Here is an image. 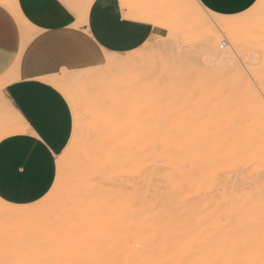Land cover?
Segmentation results:
<instances>
[{
  "label": "bare ground",
  "instance_id": "obj_1",
  "mask_svg": "<svg viewBox=\"0 0 264 264\" xmlns=\"http://www.w3.org/2000/svg\"><path fill=\"white\" fill-rule=\"evenodd\" d=\"M195 7L197 16L190 15L188 26L182 25L185 29L179 26L178 32L173 33L178 34L176 38L181 46L188 42L187 36L197 26L207 29L204 45L214 50L215 57L210 58L211 53L205 51L197 55L203 56V65L210 69L208 72H213L214 81L218 83L210 78L216 83L214 86L208 83V78V89L204 84L207 90L206 93L203 90V94L222 96L223 90L217 88L226 82L229 73L225 64H233L230 60L234 54L244 51L242 63L251 74L254 66L257 67L255 62H250V54L239 47L246 43H264V8L256 11L254 5L240 17L229 19L205 11L196 0ZM222 36L227 37L229 46L219 50L216 42ZM262 45L260 49H264ZM114 54L106 56V64L118 67L119 72L108 77L109 84L125 78L120 71L130 60ZM260 60L263 61L261 58L256 64ZM202 75L207 78L211 74ZM102 80L107 87V80ZM255 102L254 94L249 92L238 102L197 100L191 103L192 109L186 102L190 112L207 113L201 120L208 122L164 126L159 132L163 137L158 139L136 137V124L126 111L116 117L104 139H97L95 145L90 140L101 127L81 130L78 136L84 138L74 146L78 151L83 145V155L77 160L79 171L63 181L65 187L59 193L34 206L10 205L0 200V264H219L223 261H227L226 264H264V165L243 167L236 160L244 150L264 153V125L228 121ZM178 104L177 101L175 105ZM178 108L172 110L177 113ZM186 110L183 111L188 113ZM194 111L189 115L195 114ZM71 167L69 165L68 170ZM244 172L250 174L249 179L242 176ZM228 184L233 191H241L244 184L249 188L248 199L244 200L249 209L246 214L239 213V208L233 210V204L227 202L223 190ZM231 193L236 196L235 191ZM211 197L219 205L229 204L228 208L233 211L226 214L232 213L230 219L224 209L222 213L219 210L212 224ZM236 197L229 198V202L239 201L240 197ZM34 214L41 218L28 225L25 218ZM202 242L212 250L206 249ZM208 249L214 250L212 261L213 255Z\"/></svg>",
  "mask_w": 264,
  "mask_h": 264
},
{
  "label": "crops",
  "instance_id": "obj_2",
  "mask_svg": "<svg viewBox=\"0 0 264 264\" xmlns=\"http://www.w3.org/2000/svg\"><path fill=\"white\" fill-rule=\"evenodd\" d=\"M162 0H0L22 26L0 8V96L11 111L0 119L8 132L0 136V200L27 205L44 197L57 175V158L37 134L43 132L65 149L73 129L70 104L52 82L63 72L101 65L109 53H125L160 36ZM257 0H198L208 11L234 16ZM102 41V43H101ZM59 116L58 131L49 120Z\"/></svg>",
  "mask_w": 264,
  "mask_h": 264
},
{
  "label": "rangeland",
  "instance_id": "obj_3",
  "mask_svg": "<svg viewBox=\"0 0 264 264\" xmlns=\"http://www.w3.org/2000/svg\"><path fill=\"white\" fill-rule=\"evenodd\" d=\"M125 1L126 0H122L123 3H125ZM142 1L144 2L149 1L150 5H152L151 1L153 0H142ZM196 1L198 2V0ZM254 5H256L255 8L256 11L262 10L264 8V0L261 1L257 0L254 3ZM0 8L4 10L5 13L14 20V22L17 23L20 30H22L23 37L27 38V36L23 34V31L27 29L28 32H30L28 27L26 25L25 26L21 25L19 19H17L15 14L11 12L10 10L11 7L6 8L4 6H0ZM158 11L160 13L158 16L159 17L158 25L165 29L160 36L150 37L140 47H138L133 51L114 54V56L117 57L130 58L127 65L124 68H122V71H120V75L124 76L125 78L123 79L120 76L121 79L119 81H116L118 82L117 83L118 85L116 84L115 81L109 84L108 77L109 78L112 77V74L115 71L116 73H118L119 68L118 67L115 68V66L113 65L112 66L107 65L106 60L101 65L93 68L82 69L73 72H63L59 76H57L59 79H55L56 82H53L52 80V82L56 85L61 83L57 87L65 95L72 109V114H73L72 134L65 149L62 151V153L59 155L57 159V175L51 189L40 200L24 206L37 205L45 198L51 199L52 197H54L55 193L56 194L59 193V191H61L65 187L63 181L66 180L68 176H70L72 173L76 174L79 171L80 165H77L78 163L77 160H79L83 155L81 153L82 152L81 148L83 147V145H80L78 151L76 150V147L74 148V146L77 145L79 139L84 138L83 136H81V138L78 136V134H80V131L81 130L84 131L85 129H90L92 127L95 128L96 126L97 127L99 126L101 128H99L97 136L95 135V137L97 139H104V135L105 132L107 131V128L111 126V123L115 121L116 117L119 116L122 111H126L129 117L131 118V121L136 124V131H135L137 133V134L135 133L136 137L140 139L141 138L158 139L163 137V135H161L159 132L160 129L164 126L174 125V124L198 125L208 122L206 120H201V119H205L204 117L207 114L205 112L204 114L203 112H199V111L195 112L194 110H191V112L194 111L195 114L189 115L192 114L189 110L193 108L192 106H191L192 108L190 107L191 103L193 105L197 100L208 102L209 100H220V99H223L228 102H238L241 101L242 95L249 92L254 94L256 102L250 107L242 108L246 111L241 112L238 116H232L233 118H231L228 121L231 123L257 124L261 126L264 125V74H263L264 68L260 70L261 66L264 63V53H263L264 49H260L261 48L260 46L264 43L261 42L260 44V42H257L258 44H260V46L257 45V43L255 44L246 43L243 44L244 47L242 46H241L242 48L239 47L241 50L245 49V52L247 54L248 53L250 54L249 57L251 60L250 62L252 63L255 62V65H257V67L255 68L254 66L253 69H255L254 72H256L257 74L259 73L258 75L255 74L256 76H253L254 72L251 74L250 73L251 71L249 72L248 68L247 69L245 68L244 64L242 63L244 62V58H241L244 57L242 55L244 51L242 50L243 52H240V55L234 54L232 60H230L232 61L233 66L230 64L231 62L225 64V66L228 67L226 68L227 69L226 71L229 74L228 77L226 74H224L225 77H227V79L225 80L226 82L224 81L225 83H223L224 85L221 86L220 89H218L219 87L217 88L218 91L223 90V95L222 96L217 94L205 95L203 94V90L205 91L208 89L207 82L209 81L210 78L211 79L213 78L212 79L213 81L215 80L214 77L212 76L213 72L209 71L210 72L209 73L208 70L210 69L207 70V67L203 65L204 64L203 56L197 55V52L201 51L202 53L203 51H205L207 53H211L209 55L210 58L215 57V52H213L214 50L212 49L209 50L204 45L207 29L197 26L196 30L191 31V33H189V35L187 36L189 40L186 39V41L188 40V42H186L185 45L183 44L184 46L183 45L179 46L180 42L179 40L177 41L176 38L178 34L173 33V32H178L179 26L181 27L182 25H184L185 27H187L188 24H186V22L190 20L191 16L194 17L197 16L198 13L195 7V0H162L160 2ZM205 11L208 10L205 9ZM245 12L234 16H228L227 18L235 19L243 15ZM184 26H182V28ZM167 27L171 29L170 32H168ZM185 27L183 29H185ZM176 28L177 30H175ZM173 34H176V36L173 37L174 36ZM175 38L176 40H174ZM216 45L218 46L219 50H224L229 46V41L227 37L222 36L220 39H218ZM254 45H256V47L259 46V48H256ZM202 46L205 48H203ZM263 46L264 45H262V48H264ZM246 47L249 49L246 50ZM187 50L188 51L190 50L189 53ZM192 51L194 52V54ZM261 52L263 54H260ZM255 56L256 58H258L257 60ZM251 57L253 59H251ZM260 57L263 59V61L260 60V63L256 64V62H259V59H261ZM258 64H260L261 66H259ZM238 67L243 71L241 72L239 71V69L236 70ZM248 67L250 68V66ZM257 69L260 70V72ZM235 70L239 72H236ZM218 71L219 70L216 69V72ZM226 71H224V73ZM205 73L211 74L210 77L203 78L202 74L207 75ZM103 78L105 79V81L107 80L106 84H109L107 85V87L106 85L104 86V82H103L104 80H102ZM203 80L204 81L207 80L205 81L206 83ZM210 81L208 83L213 84L214 86L216 85V83H218L217 81H214L216 82L214 84L213 81L211 82ZM99 82L101 83V85H103V87H101L100 84H99L100 86L98 85ZM204 84H206L205 86H207L206 87L207 89L205 88ZM204 93H206V91ZM190 100L193 102H190ZM177 101L179 102L178 104L179 108L178 105H175ZM186 102L189 104L188 107L189 109L186 108L188 106ZM170 103H173L172 106L170 105ZM181 103L185 104L186 106L181 105ZM173 107L174 110H176L175 107H177L178 110L180 111L177 110V113H175L176 111L172 110ZM183 110L184 111L189 110V112L187 113L184 112ZM77 113L80 114L79 121H77L76 119ZM184 113H187V115ZM200 114L201 117H199ZM242 116L244 117L239 118ZM3 118L7 120L10 119V122L12 124L13 116L11 114V111L7 108L6 103L0 96V119ZM151 126H154L155 128ZM6 132H8L7 126L5 124L2 125V123H0V136L1 135L3 136L4 134H6ZM102 132L104 134H102ZM70 155H73L72 158L70 157ZM236 160L237 163L243 167L250 166L251 164H256L258 167L261 168L264 165V153L263 152L255 153V152H250L248 150H244L243 154ZM69 165H72L70 170H68ZM242 176H245V179H249L250 174L248 172H244L242 173ZM227 183L228 182H226V185ZM215 185H216V180L213 183V187H212L213 189ZM224 188H225L223 190L225 192L224 195L226 198H228V200L225 198V202L227 200V202L230 205L232 203L233 205H231V207L233 210L239 208L238 209L239 213L246 214L249 211V209H247V207L245 206L247 205V203H244V200L248 199L246 194L247 191H249V188H247V185L244 184L241 191L234 190L237 197L232 196L233 193L231 192L234 191L231 190L232 188L230 187L229 184ZM227 190H229V193ZM216 193L217 191L216 192L213 191V194ZM235 197L237 199L240 197L239 201L237 202L235 201L234 203L231 201L229 202V198L232 199ZM213 199L214 201H212ZM211 202L212 203L209 205V212H210L209 217H210V221L214 220L213 223L211 222L212 224L215 223L216 220L215 218L219 210H221V213L222 211L224 212L225 210L226 217L228 216L227 217L228 219L231 218L230 215L232 214L231 212L233 210H231L230 207L228 208L229 204H227V202L226 203L224 202L225 204H227V206H223L225 205L223 203L222 205H219L215 202V198L213 197H211ZM226 207L228 208L227 210ZM228 211L231 212H229V214H226L228 213ZM40 218L41 215L34 214L26 217L25 219L27 221V224L30 225L32 220H37ZM224 219H223V223L225 222ZM224 224H226V222ZM229 226L231 227L230 224ZM229 226L226 228L229 229ZM211 228L212 227H210V229ZM199 243L201 245V242ZM202 243L205 248L209 247L207 246L206 242H202ZM204 247L203 249L206 250L207 248L205 249ZM210 250H212V248H210ZM210 250L208 249L207 252ZM213 251H210V255L214 254V253L211 254ZM209 257L211 258V256ZM214 259L215 258L213 255V257L210 260L212 261ZM225 262L224 261L223 263L219 262V264H226ZM211 263L213 264V262Z\"/></svg>",
  "mask_w": 264,
  "mask_h": 264
},
{
  "label": "snow or ice",
  "instance_id": "obj_4",
  "mask_svg": "<svg viewBox=\"0 0 264 264\" xmlns=\"http://www.w3.org/2000/svg\"><path fill=\"white\" fill-rule=\"evenodd\" d=\"M221 3H229L230 0H220ZM102 43V41H101ZM80 118V114L77 113V121H79ZM58 120H59V116H57L56 118L50 119L49 120V124L52 127V130L54 132L58 131L59 125H58ZM37 134L39 135V137L45 141L51 148H52V152L48 153L46 148H42V151L44 152V154L46 156H48L49 162L51 163L55 158H57L60 154H61V149L64 147L63 143H60L59 147L57 146V144L54 142V140L49 139L48 136H46L43 132H40L39 129H37ZM97 142V138L96 137H92V139L90 140V143H92L93 145H95Z\"/></svg>",
  "mask_w": 264,
  "mask_h": 264
}]
</instances>
